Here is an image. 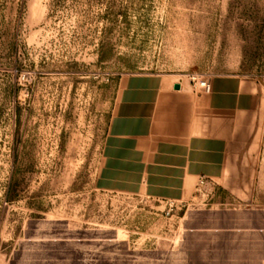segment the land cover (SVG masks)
Masks as SVG:
<instances>
[{
    "label": "rangeland",
    "instance_id": "374dc122",
    "mask_svg": "<svg viewBox=\"0 0 264 264\" xmlns=\"http://www.w3.org/2000/svg\"><path fill=\"white\" fill-rule=\"evenodd\" d=\"M264 89V0H0V264H264L258 176L176 203L98 186L119 79Z\"/></svg>",
    "mask_w": 264,
    "mask_h": 264
},
{
    "label": "crops",
    "instance_id": "0c3cea01",
    "mask_svg": "<svg viewBox=\"0 0 264 264\" xmlns=\"http://www.w3.org/2000/svg\"><path fill=\"white\" fill-rule=\"evenodd\" d=\"M210 81L208 91L198 92L173 73L122 76L99 188L180 203L194 197L205 176L218 189L248 194L258 176L264 89L236 74Z\"/></svg>",
    "mask_w": 264,
    "mask_h": 264
},
{
    "label": "built area",
    "instance_id": "2783aa9c",
    "mask_svg": "<svg viewBox=\"0 0 264 264\" xmlns=\"http://www.w3.org/2000/svg\"><path fill=\"white\" fill-rule=\"evenodd\" d=\"M190 85L194 91L205 92L211 88V81L210 79L194 75L190 78ZM215 190H216V184L212 179L205 176H200L196 184L194 197L195 198L201 197L203 199H206L212 196ZM166 202L169 206L167 211V213L169 214L173 210V207L177 202L174 201H166ZM180 203H185V202H180Z\"/></svg>",
    "mask_w": 264,
    "mask_h": 264
},
{
    "label": "water",
    "instance_id": "95a60500",
    "mask_svg": "<svg viewBox=\"0 0 264 264\" xmlns=\"http://www.w3.org/2000/svg\"><path fill=\"white\" fill-rule=\"evenodd\" d=\"M179 87H180V85H178V84H177V85H175V88H179Z\"/></svg>",
    "mask_w": 264,
    "mask_h": 264
}]
</instances>
